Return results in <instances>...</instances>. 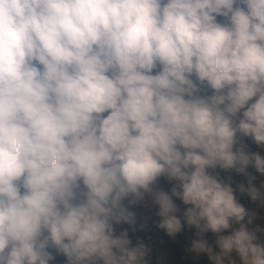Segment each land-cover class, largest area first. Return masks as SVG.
<instances>
[{"label": "clouds", "instance_id": "obj_1", "mask_svg": "<svg viewBox=\"0 0 264 264\" xmlns=\"http://www.w3.org/2000/svg\"><path fill=\"white\" fill-rule=\"evenodd\" d=\"M242 137L264 147V0H0V264H50L52 249L67 264H149L114 227L136 231L146 194L169 237L184 227L176 197L193 251L264 264L216 172L261 198L246 169L264 173V157Z\"/></svg>", "mask_w": 264, "mask_h": 264}, {"label": "rangeland", "instance_id": "obj_2", "mask_svg": "<svg viewBox=\"0 0 264 264\" xmlns=\"http://www.w3.org/2000/svg\"><path fill=\"white\" fill-rule=\"evenodd\" d=\"M242 139L247 145L246 151L259 153L261 157H264V147L257 146L251 137H242ZM231 171L237 174V183L244 184L245 188L249 187V179L247 176L238 174L235 170ZM246 172L254 177L251 183L261 192V198L256 201L251 199L246 208L252 216L251 223H248V229L253 231L257 236L255 243L264 245V173L256 171L251 165L246 169ZM175 183L177 182L174 180L169 181L166 176H161L157 181V188L171 194V187ZM173 201L180 208V212L177 213V215L181 219L182 225H184L182 231L177 233L174 237H169L165 230L158 228L157 225L161 220V217L157 215L159 209L158 206L153 203L152 197L147 194L143 201H140L137 205L130 206V210L137 214L136 231H132V226L120 224L114 225L116 234L119 235L121 231L127 230L129 239L132 240V247L137 246L140 242L147 245L151 249L147 257L149 264H202L207 253H197L192 250V242L199 239V237L196 236L197 229L194 226L189 228L186 221L183 219V211L186 207H190V205H184L183 202L176 197H173ZM125 203H127V201H125ZM242 222L247 223L248 218L245 217V220ZM141 224H145V227L141 228ZM231 234V231L225 230L219 235L227 236ZM203 239L208 241L213 251L218 246L216 243L218 236L211 231L207 232ZM51 251H53L56 258L54 261H51L50 264H60L66 259L62 254L56 253L54 249ZM236 254L238 253L234 250L230 255L234 257ZM235 261L236 264H243L240 257ZM226 262L227 261L224 259L223 264H226ZM212 264H215V262Z\"/></svg>", "mask_w": 264, "mask_h": 264}, {"label": "trees", "instance_id": "obj_3", "mask_svg": "<svg viewBox=\"0 0 264 264\" xmlns=\"http://www.w3.org/2000/svg\"><path fill=\"white\" fill-rule=\"evenodd\" d=\"M216 172L219 173L220 179L224 180L226 183L228 182V178L231 177V187L234 189V196L237 199V202L240 203L245 209L247 208L248 204L251 201V197L247 193H241L239 191V188L237 187L238 184L236 181L237 174L233 173L231 170L223 171L219 168L216 169ZM239 224H233L231 228L227 229L228 231H233V229H238ZM216 254L220 253V248L217 246L216 249L213 251ZM232 259L236 260L239 258L238 254L234 255V257H231ZM226 264H228V259L225 258ZM214 261L209 259L208 254L205 255V258L203 260L202 264H212ZM60 264H67V258L64 259V261Z\"/></svg>", "mask_w": 264, "mask_h": 264}, {"label": "water", "instance_id": "obj_4", "mask_svg": "<svg viewBox=\"0 0 264 264\" xmlns=\"http://www.w3.org/2000/svg\"><path fill=\"white\" fill-rule=\"evenodd\" d=\"M99 264H101V262H99Z\"/></svg>", "mask_w": 264, "mask_h": 264}]
</instances>
